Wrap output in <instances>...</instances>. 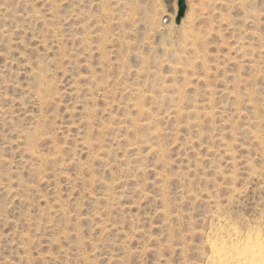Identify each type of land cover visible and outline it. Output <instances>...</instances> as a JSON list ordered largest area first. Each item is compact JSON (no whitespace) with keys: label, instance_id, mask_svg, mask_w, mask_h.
Segmentation results:
<instances>
[{"label":"rangeland","instance_id":"rangeland-1","mask_svg":"<svg viewBox=\"0 0 264 264\" xmlns=\"http://www.w3.org/2000/svg\"><path fill=\"white\" fill-rule=\"evenodd\" d=\"M185 3L0 0V264H210L264 229V0Z\"/></svg>","mask_w":264,"mask_h":264},{"label":"bare ground","instance_id":"bare-ground-1","mask_svg":"<svg viewBox=\"0 0 264 264\" xmlns=\"http://www.w3.org/2000/svg\"><path fill=\"white\" fill-rule=\"evenodd\" d=\"M228 226L230 227V225ZM248 230L249 231H246L242 236H238V233H234L235 235L232 234L228 238L219 236V238H216L214 240H209V242H206V245L207 243H209V245L207 246H209L211 252L209 263L210 264H264V229L250 228Z\"/></svg>","mask_w":264,"mask_h":264},{"label":"water","instance_id":"water-1","mask_svg":"<svg viewBox=\"0 0 264 264\" xmlns=\"http://www.w3.org/2000/svg\"><path fill=\"white\" fill-rule=\"evenodd\" d=\"M177 7H178V10H177V16L175 18V23L179 24L182 17L185 14V10H186L185 0H177Z\"/></svg>","mask_w":264,"mask_h":264}]
</instances>
